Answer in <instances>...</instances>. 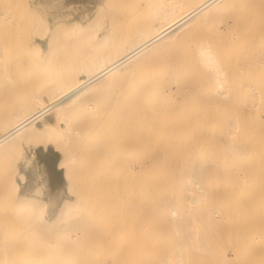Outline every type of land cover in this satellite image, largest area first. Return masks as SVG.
<instances>
[{
	"label": "bare ground",
	"instance_id": "6f19581e",
	"mask_svg": "<svg viewBox=\"0 0 264 264\" xmlns=\"http://www.w3.org/2000/svg\"><path fill=\"white\" fill-rule=\"evenodd\" d=\"M34 2L51 32L0 54V264H264V2L83 0L73 51Z\"/></svg>",
	"mask_w": 264,
	"mask_h": 264
},
{
	"label": "rangeland",
	"instance_id": "374dc122",
	"mask_svg": "<svg viewBox=\"0 0 264 264\" xmlns=\"http://www.w3.org/2000/svg\"><path fill=\"white\" fill-rule=\"evenodd\" d=\"M83 0H54L56 8L60 7V12L65 15L60 20H58L53 24L52 28H59L58 36L62 37L61 41H64L65 50L79 49V44L82 40L76 37V34L69 33L67 31L68 24L65 23L67 17H70L77 12L81 11L84 7L82 5ZM252 3L255 2H264V0H249ZM34 0H7L5 11L7 13L10 12L8 7H15L18 9V25H9L6 22H2L0 25V43H3L7 47L4 49H0V54L4 55L5 62L9 70L14 69L19 65L20 59L22 57L31 56L35 53L31 49H20L16 48L13 43L16 39L26 42L29 38L36 33H49L51 31H47L46 29L51 25L49 22V10L46 7H41L33 3ZM56 11H50V13H55ZM23 31V32H19ZM36 32V33H35ZM20 33V37L18 35ZM26 55V56H25ZM36 143V142H35ZM32 140H23L22 146L16 149V152H20V154H26L25 147L28 145V148H32L33 151L28 153L29 156L33 157L35 152L39 151L40 146L35 144ZM23 147V148H22ZM15 157L18 156V153L13 154Z\"/></svg>",
	"mask_w": 264,
	"mask_h": 264
}]
</instances>
